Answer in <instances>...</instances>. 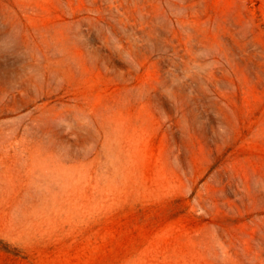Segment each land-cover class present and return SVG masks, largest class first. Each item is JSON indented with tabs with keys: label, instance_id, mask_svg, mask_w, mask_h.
Listing matches in <instances>:
<instances>
[{
	"label": "rangeland",
	"instance_id": "374dc122",
	"mask_svg": "<svg viewBox=\"0 0 264 264\" xmlns=\"http://www.w3.org/2000/svg\"><path fill=\"white\" fill-rule=\"evenodd\" d=\"M0 264H264V0H0Z\"/></svg>",
	"mask_w": 264,
	"mask_h": 264
}]
</instances>
